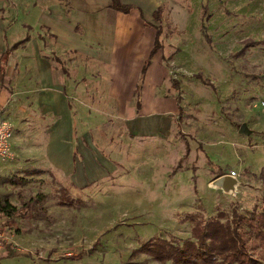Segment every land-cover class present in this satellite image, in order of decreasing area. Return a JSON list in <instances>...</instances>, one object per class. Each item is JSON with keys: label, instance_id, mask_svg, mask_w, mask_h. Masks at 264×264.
<instances>
[{"label": "rangeland", "instance_id": "1", "mask_svg": "<svg viewBox=\"0 0 264 264\" xmlns=\"http://www.w3.org/2000/svg\"><path fill=\"white\" fill-rule=\"evenodd\" d=\"M57 3L67 7L64 0H4L1 8L5 21L13 19L6 36L14 46L12 75L0 83V117L23 140L20 152L15 150L0 170V202L18 208L26 201L28 207L17 209L8 221L2 214L7 238L19 217H40L31 224L44 239V264H162L135 250L153 238L180 244L190 236V214L224 221L234 211L260 210L264 0H167L159 6V20L152 18L161 28L153 73L161 77V94L177 99L179 109L152 136L131 134L124 120L117 119L115 107L102 104L105 91L100 87L107 78L101 65L57 45L50 30L35 19L37 12ZM44 54L56 56L59 63L50 60L52 66L67 85L73 83V92H63L74 116L71 136L81 138L80 148L92 150L90 156L103 168L101 175L82 184L46 165L39 152L32 153L31 145L42 138L35 133L53 122L52 116H32L23 106L38 86L34 57ZM241 123L247 134L238 131ZM74 158L79 161L78 152ZM230 171L238 181L233 193L210 186ZM11 176L19 180L3 179Z\"/></svg>", "mask_w": 264, "mask_h": 264}, {"label": "crops", "instance_id": "2", "mask_svg": "<svg viewBox=\"0 0 264 264\" xmlns=\"http://www.w3.org/2000/svg\"><path fill=\"white\" fill-rule=\"evenodd\" d=\"M118 1L132 7L127 12H121L110 7V0H64L66 8L58 3L54 4L51 10L37 12L35 19L38 18L39 22L44 23L50 30L57 45L82 53L101 65L102 72L107 78V84L100 87L101 91H105L104 96H101L105 99V104H102H111L115 107V112L119 116L117 119L124 120L123 123L131 134L157 135L169 124V115L174 114L179 107L176 105L177 99L163 96L158 88L161 77H156L153 73L157 68L154 54L158 49L151 55L142 74L141 68L152 48L155 26L158 25L153 22L152 13L167 0ZM2 7L4 0H0V54L5 48L9 51L6 59L0 61L2 66L0 83L12 75L13 61L10 59V49L14 46L7 42L6 36L7 29L14 22L12 18L5 21L1 13ZM154 20L158 21L159 17ZM26 36V39L23 37L24 41L29 39L28 35ZM50 60L45 54L44 57L37 55L34 57L38 86L31 99L23 104L24 112L32 116L40 114L44 118L47 116L53 118V122L46 130L35 133V137L40 135L42 138L31 145L32 153L39 152L46 165L68 172L73 183L82 184L85 180L101 175L103 168L90 156L92 150L80 148L81 138L75 139L71 136L74 116L63 92L66 89L73 92V83L67 85ZM61 73L64 74L62 71ZM137 84L138 91L135 90ZM100 95H103V92H100ZM106 98L110 99V102ZM131 111L134 115L130 114ZM11 127L12 150L20 152L23 135L14 133L12 124ZM76 151L79 154V161L74 158ZM9 162L11 161L0 162V170ZM103 164L105 165L104 162ZM26 205V201H23L16 209L23 207V211H26L28 208ZM42 206L44 207V204ZM17 211L5 215L7 217L5 221L18 213ZM33 221H41V218L29 219L23 215L16 220L13 225L15 232L7 241L12 244H7L12 251L20 254L8 256L5 247H2L0 264H44V239L35 231L34 225L31 224ZM41 227L44 225H40ZM36 249L41 253L38 254Z\"/></svg>", "mask_w": 264, "mask_h": 264}, {"label": "trees", "instance_id": "3", "mask_svg": "<svg viewBox=\"0 0 264 264\" xmlns=\"http://www.w3.org/2000/svg\"><path fill=\"white\" fill-rule=\"evenodd\" d=\"M110 7L127 12L132 6L121 4L118 0H110ZM158 11L159 8L153 11L154 19H158ZM200 31L203 36L206 35L203 19L200 21ZM160 34L161 28L156 25L153 45L143 62L141 74L149 63L151 55L161 46ZM26 38L25 35L24 39ZM8 51L9 49L5 48L1 52L0 61L6 59ZM50 59L59 63L56 56H51ZM1 69L0 65V73ZM60 69L65 73L61 66ZM172 84L176 85V82L172 81ZM138 89L139 84L136 85L135 90L138 91ZM183 142L184 151L187 152V142L185 140ZM208 163L212 164L211 161ZM3 179L9 182L19 180L13 176ZM0 207L4 215H11L17 211L5 200L0 202ZM190 220V236L182 240L180 244L163 238H153L143 242L135 251H144L150 255V258L162 264H264V194L262 207L258 211H251L247 214L234 211L231 218L224 221H220L217 217L204 219L190 214ZM3 247L8 256L20 254V252L12 251L8 244Z\"/></svg>", "mask_w": 264, "mask_h": 264}, {"label": "built area", "instance_id": "4", "mask_svg": "<svg viewBox=\"0 0 264 264\" xmlns=\"http://www.w3.org/2000/svg\"><path fill=\"white\" fill-rule=\"evenodd\" d=\"M12 134V127L8 120L0 117V162L11 161L14 158V152L11 147L10 138ZM229 175L236 177L234 171H230ZM2 211L0 207V248L8 242L7 235L1 225Z\"/></svg>", "mask_w": 264, "mask_h": 264}, {"label": "water", "instance_id": "5", "mask_svg": "<svg viewBox=\"0 0 264 264\" xmlns=\"http://www.w3.org/2000/svg\"><path fill=\"white\" fill-rule=\"evenodd\" d=\"M238 131L243 133V134H247L249 130L246 129V126L244 123H241L238 126ZM237 183H238V181H237L236 177L231 176L229 174H222V175L214 178L213 180H211L210 186H212L214 188H219L225 193H233Z\"/></svg>", "mask_w": 264, "mask_h": 264}]
</instances>
